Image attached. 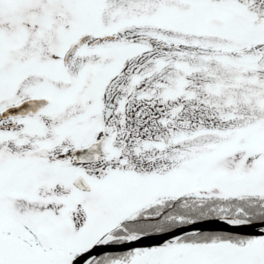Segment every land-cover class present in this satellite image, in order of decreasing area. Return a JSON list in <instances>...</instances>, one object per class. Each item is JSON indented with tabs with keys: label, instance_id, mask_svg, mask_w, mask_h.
<instances>
[{
	"label": "snow or ice",
	"instance_id": "6c2138e0",
	"mask_svg": "<svg viewBox=\"0 0 264 264\" xmlns=\"http://www.w3.org/2000/svg\"><path fill=\"white\" fill-rule=\"evenodd\" d=\"M0 264H264V0H0Z\"/></svg>",
	"mask_w": 264,
	"mask_h": 264
},
{
	"label": "water",
	"instance_id": "95a60500",
	"mask_svg": "<svg viewBox=\"0 0 264 264\" xmlns=\"http://www.w3.org/2000/svg\"><path fill=\"white\" fill-rule=\"evenodd\" d=\"M208 227H216V225H209Z\"/></svg>",
	"mask_w": 264,
	"mask_h": 264
}]
</instances>
